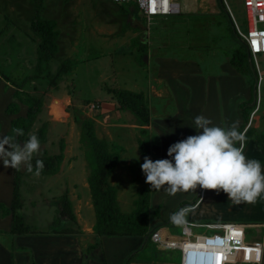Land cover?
<instances>
[{
    "label": "rangeland",
    "instance_id": "374dc122",
    "mask_svg": "<svg viewBox=\"0 0 264 264\" xmlns=\"http://www.w3.org/2000/svg\"><path fill=\"white\" fill-rule=\"evenodd\" d=\"M182 2H186L189 11L196 10V13L188 16L187 9H184L185 13L181 15L153 18L148 24L134 4L114 5L109 4L108 0H42L39 13L45 19L56 23L59 36L56 40L57 52L49 58L44 73L37 76L40 38L30 30L35 5L32 0H0V133L2 136H13L15 141L23 146L22 143L31 135L37 136V132L43 126L46 127L44 141L39 139L40 148L33 154L32 167L37 160L44 161L47 157L60 154V144H63V158L57 165V172L54 175L43 172L36 175L34 167L29 172L27 166L22 165L16 170L18 195L15 210L10 207V211L14 213L3 208L4 206L0 207L2 215L11 213L16 225L21 223L28 228L30 233L22 237V240L29 239L35 245L33 252L30 250V256L33 254L30 264H75L76 260L83 264L90 260L93 264H114L120 262L124 254L128 253L127 241L98 238L92 232L95 216L87 183L90 176V147L83 140L84 121H91L96 138L107 143L110 153L119 156L108 183L115 188L119 210L124 214L133 211L134 201L141 189L151 190V186L145 183L141 170L144 157L148 156L153 161L169 158L161 145H171L197 134L187 126L182 114L178 116V113L184 112L183 108L176 109L177 106L173 102L168 106L161 104V99L155 103L165 87L157 80L152 82L154 130L150 135L147 131L145 135L140 133L139 123L122 106L111 110L112 105L105 99L108 94L113 95L109 92L112 89L109 88H117L119 85L114 76V68L125 61L133 64L142 61L138 50L142 46L141 38L132 41L133 37H128L124 44H117L121 36L127 33L126 30L138 32L141 28L145 36L142 39L146 38V45L143 46L146 55L151 54L157 58L159 53H164V57L157 58L158 61L152 66L151 63L144 66L142 71L146 77L151 68L156 70L163 66V70H167L166 67H171L170 62L177 64L178 60L207 66L211 77L214 74L216 79L206 84L203 101L207 104L200 115H208L213 125L225 128L231 125L218 119L226 111H231L228 104L223 108L222 100L231 99L230 95L234 98L235 90L238 97L245 95V101L253 105L255 76L252 67L245 62L242 68L246 74H238L232 64L228 66V63H225L231 58L230 54H224L230 52L226 48L228 43L219 45L217 41V36H225L230 46H239L232 35L231 21L225 7L223 8L220 0ZM226 3L239 29L244 31L246 21L241 1L226 0ZM132 51L134 61L129 60ZM98 55L103 56L97 58ZM183 56L186 59H182ZM71 60L79 62L76 68L62 78L57 77L58 66ZM192 63L190 66L194 67L196 73L204 71L203 67L199 69V66ZM220 63L224 65L220 67ZM231 67L236 74L229 71ZM169 72L171 76L167 75L168 85L172 84L177 93L176 84L174 85L172 79L174 71L169 68ZM218 72L225 74L220 77ZM101 76L104 77L102 80ZM166 90L169 91V88ZM166 90L165 95L168 94ZM181 92L178 91L179 95ZM209 97L216 101L218 98V102L210 103ZM5 100L7 103L3 105ZM164 102L168 103L167 100ZM36 103H40V109L29 120L27 110ZM245 110L250 114L252 109L247 107ZM234 114L238 115L233 111L229 112L227 119L230 121ZM256 120L261 124L259 131L252 127ZM249 127L244 143L260 137L264 144V97ZM249 127H246L244 132ZM17 128L23 130V135H17L13 131ZM138 142L147 143V154L141 153ZM238 144L240 145V142ZM4 171L7 178L3 179L4 183L0 181L2 201H6L3 199H7L11 194L8 187L11 168H4ZM199 188L187 192L177 191L174 195L164 188L157 190L154 196L151 193L150 214L157 210L158 216L150 222V226L160 224L158 230L165 233V237L177 243L182 242L184 237L181 235V224L166 222L182 202H191L197 197H202L203 188ZM208 192L209 189L202 191L204 201L197 210L185 215L187 221L196 224L224 222L206 220L202 216L206 212L205 208L211 203ZM64 196L68 198L71 213L75 216L73 222L57 220L58 202ZM160 197L163 199L159 200ZM215 207L217 214L225 212L222 200H217ZM258 208L260 213L264 214V193L258 197ZM67 229L71 230L70 234L64 233ZM211 233L212 231L206 229L194 230V235ZM159 248L160 245L148 241L144 251L138 252L133 260L137 257L144 258L153 252L156 257V253H161ZM15 249L19 248L14 247L13 254L14 264H17V255L21 253L20 249ZM254 263L249 261L246 264Z\"/></svg>",
    "mask_w": 264,
    "mask_h": 264
},
{
    "label": "crops",
    "instance_id": "0c3cea01",
    "mask_svg": "<svg viewBox=\"0 0 264 264\" xmlns=\"http://www.w3.org/2000/svg\"><path fill=\"white\" fill-rule=\"evenodd\" d=\"M194 2H196V0H194ZM109 4H111V2H109ZM95 5H97V4H95ZM114 5H116V4H114ZM181 6H182L183 13H185L184 9H187L186 13H189V14H187L188 16H191L192 14L196 13V10H191V11L188 10L186 2L185 3L181 2ZM98 7H100V6H98ZM195 7L197 9H199V7H197L196 5H195ZM164 17H169V16H164ZM103 24H105V23H103ZM109 24H111V23H109ZM136 26L139 27V25H136ZM231 28H232V26H231ZM131 30L132 29L126 30L127 33L125 35L123 34L121 36V40H119L117 42V44H120V45L124 44L125 42H127L126 39L128 37H133L132 41H135L136 38H137V40H138V38H141L142 46L138 50H139V54L142 58V61H140V63H138V64H133V63H130L129 61L128 62L125 61L124 63L120 64L118 67L114 68L115 69L114 76L117 78V80L119 82V85L117 87L119 90L132 92V93H141V94H143V96L146 99V104L148 106L149 114H150V123H149V126H147V127L141 126V128H140V126H138L139 129H141V130L145 129L147 131L148 135H150V133L154 130V129L152 130V125H154V123H153V121H154V117H153L154 109L152 108V98L153 97H151V95H152V82L154 80H157V81L161 82L162 85H165V87H163L164 88L163 93L162 94L160 93V95L157 96V98H156L157 101L155 103H157L158 100L161 99V101H162V102H160L161 104L168 106V105H172L171 102H173L177 106L176 109H180V108L182 109L183 108L184 112L178 113V116H179V114H182V116L187 121V126L192 128V132L194 134L197 133L196 130L193 128L194 127V123H193L194 117H196V115H200L204 112V107L207 104V102L205 104L203 101V98L205 97V94H206V92H205L206 84L215 80L216 76L213 74V76L211 77V73H210L209 69L204 64H202V66H200L196 62L192 63V62H185V61H179V60H178L177 64H175L174 62H170L171 67H166L167 70H163V66L161 68H157L156 70L151 68V71L149 72L150 75L148 74V77L144 76V73L142 71L144 69V66L148 65L149 63H151V66H152L153 63L158 61V60H156L157 58L164 57V56H162L164 53H162V54L159 53V56L157 58L154 56L152 57L151 54L146 55L144 53L145 49L143 48V46L146 45L145 44L146 38L142 39V37H144V34H142L141 28L139 29L138 32H136V31L133 32L134 30L133 31H131ZM232 35L234 36L233 32H232ZM226 40H228V39H226L225 36H221V37L217 36V41H218L219 45L221 43H228V44H226V48H228L230 50V52H228V53L223 52V53L225 55L230 54V56H231L232 53L236 49H238V46L232 47L229 45V42H227ZM237 41H238V39H237ZM133 54H134V51H132L130 53L129 60H131V61L135 60ZM153 55H154V53H153ZM101 56H103V55H98L97 58H99ZM182 59H186V58H184V56H183ZM190 63L199 66V69L201 67H203L204 71L196 73V70L194 69V67L191 68ZM225 63H228V66L231 64L230 60H228V62L225 61ZM139 65H141V66H139ZM219 65H220V67H222L224 64L220 63ZM76 66L73 67V69L70 71V73L76 68ZM169 66H170V64H169ZM131 68H135L136 70H133ZM169 68H171L174 71V77L172 79L174 81V85L176 84L175 87L177 89V93L175 92V89L172 88V86H173L172 84L168 85L169 83L167 81V75L169 74L171 76V73L169 72ZM229 69H230L229 71H232L234 74H236L233 71L232 67ZM226 73H228V72H226ZM237 73L239 74V72H237ZM224 74L225 73L218 72V76H220V77L223 76ZM103 78L104 77L101 76V80ZM167 87L169 88V91L166 90ZM117 88H109V89H117ZM165 90H166V92H168V94H166V95H165ZM178 91H182L180 93V95H179ZM230 96H231L230 97L231 99L222 100L223 108L224 107L226 108V105L228 104V106L230 107V110L235 112V113H238V115L234 114L232 119H230V121H229L227 119V117L229 116L228 114L231 111H226V113L220 115L219 119L218 118L217 119L219 121L228 122L231 125L235 124L237 127V131H238V129L241 127V125L244 122L243 117L240 113L239 105L242 103H246L247 101H245L246 100V97H244L245 95H239V97H238V95L236 94V90L234 92V98H232V95H230ZM169 97H171V99H168ZM178 99H181V100L177 101ZM105 100H108V103L110 105H112L111 110H112V108H114V109L115 108H121V105H119L118 99L115 98L112 94H110V95L108 94L107 98ZM166 100L168 101V103L164 102ZM208 100L212 104H215V102H218V98H217V101L213 100L211 97H209ZM237 101H240V102L237 103ZM5 103H7L6 100L3 102V105ZM203 116L206 118H209L208 115H203ZM155 118L157 120V116ZM172 119H174V118L172 117ZM172 119H170V120H172ZM258 119H260V118H258ZM0 122H2V121H0ZM156 122H158V120ZM259 123H260V121L256 120V122H254L252 124V127L255 130L259 131V129H260L259 127L261 126V124H259ZM156 124H155V126H156ZM0 136H2L1 133H0ZM161 146H163L164 150L167 151V149L170 145H167L166 143H164V145H161ZM235 146L240 147V145L238 146V142H236ZM243 154L245 155V157L247 159L258 160L261 163L262 172H264V144L261 142L260 137L254 138L253 140L249 139L247 141V143H244ZM6 178H7V173H5L3 163H2V161H0V181H1V183H4L3 179H6ZM8 187H9L11 194L8 196L7 199H3L6 201H2V199H0V207L4 206L3 208H5L7 210L9 209V211H10L12 194H13V169L12 168H11V178H9ZM199 187L200 186H197L196 188H199ZM203 190L204 189H201L202 197L198 198V201L196 202V204L194 206H192V209L189 212H193V211L197 210L198 207L203 203V201H204V198H203L204 194L202 193ZM156 192H157V189H151L150 190V194L152 193L153 196L155 195ZM158 194H159V192H158ZM209 195L211 196V203L208 207L205 208L206 212L203 213L202 216L206 220H222V221L224 220V222H219V223H234V224L241 225L243 227V231H244L245 245L247 247H253L258 251V256H257V252L255 253L256 250L253 252V259L255 261L254 264H264V214L260 213V209L258 208V198H257L255 203L250 204L247 202H241L240 204L237 205V204H234L231 200H228L227 194L223 193V191H220L219 194H217L216 190H209L208 196ZM162 199H163L162 197L159 198V200H162ZM219 199L224 202L225 212L223 211V212H219L217 214L215 202ZM211 210L214 212L212 213ZM11 218H12L11 213H10V215L9 214L7 215V213L5 215H2L0 213V264H14V261H13L14 247L19 248L20 251H19V249H15V251H19L21 253V254L17 255L16 263L17 264H30L31 259L33 257V254H31V256H30V250H32V252H33L35 245L33 243H31V241L29 239L22 240V237H25L26 235H24V236H17L16 235L15 236L11 233V229H12L11 221L13 219V218L12 219ZM157 232L160 233V238H161L162 242L174 241V240H169L167 237H165L166 234L162 233L161 230H157ZM111 239H113V240L122 239L124 241H127L129 244L128 245L129 248L127 249L128 253L124 254L125 257L123 255H121V256H123L121 261L116 262L114 264H124V261H125L127 255L129 253L139 249L141 247V245L143 244V238H141V237L111 238ZM33 242H35V241H33ZM35 243L38 244L37 242H35ZM159 249H161L159 251L161 253H158V254L156 253V257H155L154 252L149 253V256H145L144 258H139V259L137 257V259H135V261L132 260L129 264H181L180 263L181 254H180L179 249L169 250V249H165L161 246ZM244 250H245V248L242 249V251H244ZM66 257H68V255H66ZM256 258H257V260H256ZM246 263L247 262H239V263H234V264H246ZM75 264H83V263H80L78 260H76ZM84 264H93V261L90 260L89 262L84 263Z\"/></svg>",
    "mask_w": 264,
    "mask_h": 264
},
{
    "label": "trees",
    "instance_id": "16d2710c",
    "mask_svg": "<svg viewBox=\"0 0 264 264\" xmlns=\"http://www.w3.org/2000/svg\"><path fill=\"white\" fill-rule=\"evenodd\" d=\"M35 8L33 17L30 20V30L33 34L40 38V44L37 51V70L38 74L42 75L44 70H46L49 58H51L57 52L56 40L59 36V31L56 30V23L54 21H49L40 15V9L42 0H32ZM223 8L225 7L220 0ZM226 9V8H225ZM229 16V15H228ZM231 21V20H230ZM232 31L236 40L238 39L239 48L236 49L230 59V63L233 68L242 74H246V71L242 68L243 64L246 62L251 66L246 48L241 40L235 33L233 24L231 22ZM146 35V34H145ZM145 37V36H144ZM42 65H44L42 68ZM77 65L75 61H64L57 68L56 76L62 78L64 75L70 73L74 66ZM246 65V64H245ZM41 67V68H40ZM253 71V69H252ZM254 73V72H253ZM36 76V77H37ZM113 93L119 101V105L128 110L136 119L142 127L149 126L150 114L149 109L146 104V99L141 93H132L119 89L109 90ZM254 98L255 92L253 88ZM254 109L255 99L253 105L250 102L242 103L239 105L240 113L243 117V124L238 129L239 132L244 133L246 136L250 128L245 132V128L249 121L248 112L246 108ZM40 109V103L32 104L27 110V116L29 120L33 118V115ZM251 110V111H252ZM247 112V115L246 113ZM46 127L43 126L38 132L37 137L44 141V135L46 132ZM83 140L89 144L90 154L88 157V166L90 169V176L88 178V187L91 196L92 209L94 211L95 222L92 227V232L98 238H132L141 237L143 238V244L139 249L129 253L126 257L124 264H129L135 255L144 250L145 245L148 241H151L152 235L158 230L160 224H155L150 226V222L156 220L158 216L157 210H152L153 213L150 214V190L148 188L141 189L137 194V199L134 201V209L130 214L121 213L119 210L118 203L116 201V190L114 187L110 186L108 183V178L114 171L117 163L119 161L118 154L110 153L108 150V145L104 141H100L96 138L93 124L91 121H84L82 123ZM142 135L146 134V130L142 129L140 131ZM139 149L141 153L147 154L149 152L146 142H138ZM239 146V144H238ZM63 144H60V154L47 157L43 162V172L47 175H54L57 172V165L63 158L62 155ZM41 161V160H40ZM36 169V163L33 165ZM32 167V169H33ZM18 195V181L16 170L13 169V194L11 201V208L14 209L15 203L17 201ZM198 201V197L191 202H182L176 212L182 207L188 206L192 207ZM57 220L60 221H71L75 220V216L71 213V205L68 198L65 196L58 202ZM15 210V209H14ZM12 214L14 211H11ZM13 218V216H12ZM171 223L170 218L166 223ZM12 229L11 233L17 236L27 235L30 232L28 228L19 223L15 224L14 220L11 221ZM173 223V222H172ZM66 234H70L71 230L67 229Z\"/></svg>",
    "mask_w": 264,
    "mask_h": 264
},
{
    "label": "clouds",
    "instance_id": "9594fccd",
    "mask_svg": "<svg viewBox=\"0 0 264 264\" xmlns=\"http://www.w3.org/2000/svg\"><path fill=\"white\" fill-rule=\"evenodd\" d=\"M193 123L197 134L171 144L167 149L169 158L153 161L144 157L141 170L145 183L151 189L164 188L171 195L200 186L216 190L217 194L223 191L228 200L237 205L255 203L264 193V172L258 160L247 159L243 154L244 133L237 131L235 124L227 128L213 125L203 115L194 117ZM13 131L23 135L22 129ZM236 142H240V147L235 146ZM22 144L13 136H0V161L4 168L18 170L26 165L27 170L32 171L31 160L40 148L39 138L31 135ZM43 167V162L37 160L35 174L39 175ZM188 211L185 208L173 213L170 220L179 224Z\"/></svg>",
    "mask_w": 264,
    "mask_h": 264
},
{
    "label": "built area",
    "instance_id": "2783aa9c",
    "mask_svg": "<svg viewBox=\"0 0 264 264\" xmlns=\"http://www.w3.org/2000/svg\"><path fill=\"white\" fill-rule=\"evenodd\" d=\"M108 1L116 5H136L141 16L148 24L153 18L176 16L183 13L182 0ZM240 1L246 21V29L244 31L239 29L234 16L230 13L226 0H222L235 33L246 48L255 76L253 87L255 107L249 115V121L246 126L249 127L253 116L258 113L264 97V0ZM185 208L189 209V211L192 209V207L185 206L180 210ZM180 224L181 235L184 237L182 242H162L160 233L157 231L152 235L151 241L165 249H179L181 264H234L254 261L253 252L256 249L245 245V236L241 225L234 223L196 224L187 221L185 216ZM201 229L212 231V233L210 235H194V230ZM244 248L245 250L242 251ZM256 252L258 256V251L256 250Z\"/></svg>",
    "mask_w": 264,
    "mask_h": 264
}]
</instances>
